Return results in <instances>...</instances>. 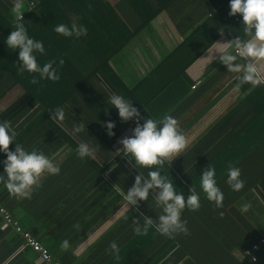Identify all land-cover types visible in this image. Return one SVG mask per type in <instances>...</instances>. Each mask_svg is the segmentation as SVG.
I'll return each mask as SVG.
<instances>
[{
  "label": "trees",
  "instance_id": "trees-1",
  "mask_svg": "<svg viewBox=\"0 0 264 264\" xmlns=\"http://www.w3.org/2000/svg\"><path fill=\"white\" fill-rule=\"evenodd\" d=\"M174 1L173 20L185 38L149 75L131 87L123 84L108 64L128 39L119 45H109L100 55L87 42L86 36L65 38L53 31L54 26L61 23L82 25L77 19L78 13L72 10L76 7L75 2L78 4L76 0H19L29 36L41 40L45 47V54L37 56L38 63L43 65L52 60L57 66L60 59L64 61L62 66H58V81L41 80L32 84V77L36 74L19 72L18 50L7 49L4 43L15 22L12 5L5 4L4 21L0 24V72L11 86L19 85L24 95L2 121H8L15 130L17 143L52 157L60 164L61 172L55 176L45 174L41 178V187L33 192L31 199L10 196L0 185V208L3 210L0 212V264H264V243H260L264 238V222L261 221L257 227L252 220H246L245 233L240 234L236 229L237 222H227L221 216L220 208L214 205L209 206L210 218L224 238L213 236L194 212L187 209L181 217L187 221V235L179 234L169 239L156 232L154 227H149L147 234H137L134 220L139 217L142 224L144 216L154 221L158 218L159 210L155 209L151 190L148 200L138 202L135 210L129 205L86 249L76 253L78 247L121 208L124 203L122 193L132 186L135 177L142 173L147 176L148 172V169L136 167L128 157L117 154V147L114 146L117 137L136 125L133 120L121 121L118 118L117 110L107 103L108 96L116 93L131 100L144 118H162L169 115L175 106V95L167 92L174 87V81L167 76L173 70L175 57H185L186 65L223 34L232 43L236 37L245 38L239 14L235 17L228 15V0L217 5L199 0L200 3L191 9L194 12L187 10V5L194 0L180 3L179 0H146L145 6L132 18L140 25L147 24ZM30 3L33 5L29 9ZM69 3L74 5L69 6ZM116 10L124 20H129V14L122 13L119 7ZM84 16L89 19V26L98 29L97 21L92 22L95 17ZM89 28L87 33L92 31ZM165 85L170 88L164 90ZM249 86L246 84L245 88ZM256 87L262 90L258 101L263 105L264 83ZM57 107L65 112L61 124L50 119V113ZM106 121L115 124L111 137L104 127ZM74 123H83L85 131L73 134ZM241 134L245 137L250 135L252 139L250 142L247 137L245 153L264 138V127H255L249 122L242 128ZM81 141L90 142L95 147L94 159L81 161L76 156L75 150ZM9 148L14 149V144H10ZM3 159L5 156L0 153V160ZM230 159L234 162V158ZM207 166L215 168L217 178L219 163L215 161L207 162L204 170L186 180L179 179L175 174V162L166 163L161 174L172 180L176 190L185 197L194 188L200 195V208L204 210V195L199 180ZM0 171H3L2 165ZM47 202L48 207L44 208ZM226 208L229 214L236 209L234 206ZM237 215L240 214L237 212ZM5 216L10 219L9 223L5 221ZM224 224L228 227L225 228ZM25 232L49 252L51 262L38 260L37 253L25 243ZM65 239L70 247L62 250L60 244ZM111 242L117 243L118 253L110 249ZM255 243L259 247L254 252L256 261L252 262L244 252Z\"/></svg>",
  "mask_w": 264,
  "mask_h": 264
},
{
  "label": "crops",
  "instance_id": "crops-1",
  "mask_svg": "<svg viewBox=\"0 0 264 264\" xmlns=\"http://www.w3.org/2000/svg\"><path fill=\"white\" fill-rule=\"evenodd\" d=\"M76 1L78 4L75 2L76 7L72 10L78 13L77 19L87 31L89 27L92 30L87 33L86 40L98 54L102 55L109 45H119L128 39L108 62L123 84L128 87L149 75L185 38V35L177 30L173 20L175 1L143 25L134 20L132 15L136 17L135 14L145 6L146 0H105L104 6V0ZM208 1L212 5L223 2ZM18 2L19 0H0V24L4 21L5 4H11L14 9ZM180 2L183 0H179ZM198 3L199 0H194L192 4L187 5V10L194 12L191 9ZM73 5L69 3V6ZM117 7L122 13L129 14V20L126 21L119 15ZM86 14L95 17L93 18L95 21L92 22L97 21L98 29H93L92 24L89 26V19L84 16ZM231 44V39L223 34L189 64L185 65V57H175L172 61L173 70L167 76L174 81V89L166 85L163 88L164 90L170 88L167 92L175 95V106L169 115L177 119L179 129L188 139V146L184 152L171 161L175 162V174L179 179L186 180L201 171L207 162L219 163L220 174L216 179L224 193L223 207L219 212L227 222L230 220L237 222L236 229L241 234L245 233L246 220H252L257 227L261 221L264 222V138L244 153L247 137L250 138V142L252 139L250 135L245 137L241 134L242 128L249 122L255 127H264V104L260 105L258 101L262 90L252 86L245 88L246 84L236 89V74L227 72L224 65L213 59L216 51ZM259 70L264 75V61L260 62ZM23 95L24 90L19 85L11 86L10 81L4 80L0 72V122L10 109L16 108L14 104ZM143 122L144 120L140 119V123ZM132 130L133 128H128L117 137L114 143L116 149H122L120 140L130 137L133 134ZM230 158H234V162ZM230 163L241 170L244 187L239 192H233L225 183ZM203 202L204 210L199 208L193 211L194 214L213 236L224 238L222 231L212 224L210 218L212 214L209 206L214 204L208 202L205 197ZM48 203L44 204V208L48 207ZM244 203H248L250 207L247 213L242 214L239 209ZM229 206L236 207L232 214L227 211L226 207ZM128 208L129 205L126 206L124 202L121 208L107 218V221L78 247L76 253L86 249ZM237 212L240 215H237ZM224 227L227 228L228 225L224 224Z\"/></svg>",
  "mask_w": 264,
  "mask_h": 264
},
{
  "label": "clouds",
  "instance_id": "clouds-1",
  "mask_svg": "<svg viewBox=\"0 0 264 264\" xmlns=\"http://www.w3.org/2000/svg\"><path fill=\"white\" fill-rule=\"evenodd\" d=\"M230 17L239 14L241 18L244 39L236 37L234 42L214 53L213 59H217L227 69V72L236 74L235 88L239 89L244 84L256 87L264 83V75L259 70L261 61H264V0H228ZM21 4H15V22L13 30L7 35L4 43L7 49L18 50L19 72L33 75L31 83L37 84L41 80L56 82L60 79L58 66L64 61L60 59L57 66L56 61H48L41 65L37 56L45 54V47L41 40L29 36L23 23V12L20 11ZM53 31L65 38H79L87 35V29L76 22L70 26L57 24ZM38 76V79H37ZM107 103L117 110L121 121L133 120L135 127L130 137L120 140L122 149H117V154L128 157L134 161L139 169H148L147 176L137 175L134 183L122 198L126 206L132 205L135 210L138 202L149 199L152 192V200L155 209L159 210L157 220L151 217H139L134 220L135 232L147 234L149 227H154L160 235L169 239L179 234H188L187 221L182 219L185 209L196 211L201 206L200 195L194 188L186 197L182 192L176 190L172 180L161 174V169L166 163H170L179 156L188 146V139L179 129L178 121L171 115L162 118H144L140 110L133 106L131 100L122 95L112 93L107 98ZM65 118L63 108L57 107L50 113V119L57 124ZM140 119H144L143 124ZM108 136H113L114 122L106 121L104 124ZM73 134L85 131L83 123H74ZM17 133L8 121L0 122V153L5 159L0 160L3 171H0V185L8 191L10 196L31 199L33 192L41 187V178L45 174L49 176L59 175L60 164L52 157L37 149L29 150L22 144L16 142ZM14 144L10 150L9 145ZM76 156L81 160L94 159L96 149L90 142L81 141L76 147ZM225 183L233 192H239L244 187L239 167L229 164ZM199 187L206 200L216 208L223 207L224 193L218 186L216 170L207 166V170L200 175ZM120 191V189H117ZM250 205L244 203L240 212L247 213ZM70 247L67 239L60 244L62 250ZM110 249L118 253L116 242H111Z\"/></svg>",
  "mask_w": 264,
  "mask_h": 264
},
{
  "label": "built area",
  "instance_id": "built-area-1",
  "mask_svg": "<svg viewBox=\"0 0 264 264\" xmlns=\"http://www.w3.org/2000/svg\"><path fill=\"white\" fill-rule=\"evenodd\" d=\"M33 3H30L28 8L30 9L32 7ZM3 210L0 208V212ZM5 221L9 223L10 219L5 216ZM19 230V228H17ZM23 237L25 239V243L30 246L36 253H37V258L39 261H45V262H51V256L49 252L37 241L35 240L32 236H30L28 233H23ZM260 243H264V238L260 240ZM259 244L255 243L251 245L249 249H247L244 254L246 257H248L252 262L256 261V257L254 255V252L258 249ZM53 264H59L57 262H53Z\"/></svg>",
  "mask_w": 264,
  "mask_h": 264
}]
</instances>
